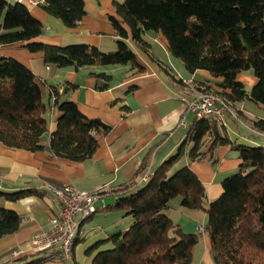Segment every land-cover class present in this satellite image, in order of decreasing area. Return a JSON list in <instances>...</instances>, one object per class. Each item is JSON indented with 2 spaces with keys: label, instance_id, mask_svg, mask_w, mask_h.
<instances>
[{
  "label": "trees",
  "instance_id": "obj_1",
  "mask_svg": "<svg viewBox=\"0 0 264 264\" xmlns=\"http://www.w3.org/2000/svg\"><path fill=\"white\" fill-rule=\"evenodd\" d=\"M41 6L69 27L76 26L84 13L83 0H45ZM114 6L116 15L109 19L117 46L104 51L83 42L40 41L42 23L31 14L28 4L0 0V46L21 44L32 52H41L45 63L58 67L128 64L132 70L142 71L144 67L130 43L133 42L169 77L175 78L171 69L152 53L145 33L155 31L187 71H208L210 77L198 81L196 86L199 93L213 92L221 97L226 104V118H196L188 111L192 116L188 121L184 119V137L158 164H149L157 142L149 145L132 178L108 189L115 194V201L102 208L119 211L123 225L87 247L86 251L92 252L88 264L189 263L198 233L184 231L167 214L169 201L176 196L184 207L205 210L203 226L210 239L214 264H264V142L233 141L226 127L229 115L239 116L237 102L248 99L264 107V0H116ZM247 69H252L256 78L250 88L237 78V73ZM90 73L98 89L109 87L110 73ZM176 79L182 82L181 78ZM76 86L69 83L61 91L51 86L50 98L44 99L35 73L18 59L0 55V141L11 147L45 150L70 160L90 157L99 137L108 133L111 125L88 117L75 101L62 97ZM53 109L57 112L56 126L46 140ZM249 123L264 131V119L249 117ZM223 144L238 150L241 161L235 171L222 179L220 195L209 200L190 162H214L215 149ZM183 154L187 162L176 167ZM147 166L152 173L140 183L137 176ZM108 191L100 189L103 194ZM44 192L21 188L0 193L17 199ZM21 223L22 216L15 210L0 207V237L15 232ZM38 259L21 264H32Z\"/></svg>",
  "mask_w": 264,
  "mask_h": 264
},
{
  "label": "crops",
  "instance_id": "obj_2",
  "mask_svg": "<svg viewBox=\"0 0 264 264\" xmlns=\"http://www.w3.org/2000/svg\"><path fill=\"white\" fill-rule=\"evenodd\" d=\"M115 1L83 0L84 13L73 27L65 25L41 5H28V8L42 23V33L38 37L40 41L53 44L83 42L109 51L117 46L109 19L110 15H116ZM145 35L151 42L154 56L171 69L175 78L169 77L155 60L133 42L130 43L137 61L144 69L135 71L124 64L123 68L117 70L118 76L110 71L114 64L82 66L77 69L71 66L58 67L45 63L41 52H32L21 44L0 46V55L18 59L35 73L44 99L50 98L51 86L61 91L64 85L75 83L77 86L62 97L75 101L88 117L100 118L111 125V130L99 137L93 154L84 160H70L45 150L11 147L0 141V192L21 188L45 190L42 195L30 193L17 199L5 198L0 193V207L13 209L22 216L21 226L15 232L0 237V264H21L38 257L40 259L32 264H88L92 252L88 253L87 247L106 238L116 226L123 225L120 223L119 211L102 208L104 204L112 203V198L115 201V194L108 189L132 178L149 145L157 142L149 158V164L155 165L173 152L184 137L186 127L181 124V118L188 121L192 116L186 109V101L200 92L196 83L209 78L210 74L204 69L192 73L185 70L182 62L169 53L158 32L147 31ZM91 71L110 73L109 87L98 89ZM176 78H181L182 82ZM247 80L254 84L256 78ZM235 107L240 111V117L232 114L234 117L229 115L226 121L230 138L246 144L263 143L264 131L253 128L249 117L264 119V107L248 99L237 102ZM56 115V110H51L46 140L56 126ZM240 161L238 150L223 144L216 147L214 162L208 159L195 160L190 162V168L203 183L210 200L220 195L222 179L235 171ZM186 162V155L183 154L175 166ZM140 175L137 179H140ZM45 182L71 183L80 189L108 191L105 199L98 201L95 212L87 217H77L76 241L73 255L69 259L47 258L44 253L31 249V235L47 229L50 217L60 209L57 198L44 187ZM107 196L111 199L106 200ZM166 212L184 231L198 233L191 261L187 264H214L209 251V236L206 231L197 230L198 225L204 224L206 220L205 210L184 207L176 196L169 201ZM15 250L22 251L13 255Z\"/></svg>",
  "mask_w": 264,
  "mask_h": 264
},
{
  "label": "built area",
  "instance_id": "obj_3",
  "mask_svg": "<svg viewBox=\"0 0 264 264\" xmlns=\"http://www.w3.org/2000/svg\"><path fill=\"white\" fill-rule=\"evenodd\" d=\"M28 5H42L45 0H19ZM226 104L221 97L213 92H202L190 97L186 101V109L196 118L205 115H213L224 121L226 118ZM184 125V118H181ZM152 170L147 166L140 176V181H145L151 175ZM44 187L49 190L60 203L57 214L50 217V225L47 229L35 232L30 237V245L33 251L44 253L47 258L69 259L73 255L76 241L78 218L87 217L97 210V203L104 199L105 194L100 189H80L71 183L54 184L45 182ZM199 232L204 231L203 224L197 227ZM22 250L13 251V255Z\"/></svg>",
  "mask_w": 264,
  "mask_h": 264
},
{
  "label": "rangeland",
  "instance_id": "obj_4",
  "mask_svg": "<svg viewBox=\"0 0 264 264\" xmlns=\"http://www.w3.org/2000/svg\"><path fill=\"white\" fill-rule=\"evenodd\" d=\"M113 50H115V49H113ZM177 61H180V60L177 59ZM114 65L115 66H112V68L110 69V71L113 73L114 76H118L116 72H117V70L123 68L124 67V64H114ZM184 69H185V67H184ZM237 77L240 78V79H242L245 82V86L247 88H250V86H252L251 84H253V83H251V81L249 82L247 79L252 78L254 80V78H255V76H254V74L252 72V69H247V70L240 71L239 73H237ZM252 82H254V81H252ZM104 199H105V197H104ZM109 199H111V197L107 196L106 197V200H109ZM110 202H114L113 201V198L110 200Z\"/></svg>",
  "mask_w": 264,
  "mask_h": 264
}]
</instances>
